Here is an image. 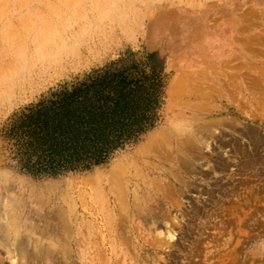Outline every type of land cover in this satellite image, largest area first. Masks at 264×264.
Listing matches in <instances>:
<instances>
[{
	"label": "rangeland",
	"instance_id": "obj_1",
	"mask_svg": "<svg viewBox=\"0 0 264 264\" xmlns=\"http://www.w3.org/2000/svg\"><path fill=\"white\" fill-rule=\"evenodd\" d=\"M153 53L166 99L155 127L106 163L58 177L10 167L0 138V198L6 190L40 205L51 190L53 200L72 204L77 191L88 195L86 178L149 135L181 125L193 132L182 133L181 155L188 149L201 158L195 175L173 197L176 206L164 207L165 223H147V237L163 246L151 240L143 253L125 249L128 264H264V0H0V135L53 91ZM179 79L184 90L172 94ZM202 128L209 138L197 133ZM25 223L29 234L18 240L29 251L37 223ZM1 235L0 264H26L10 258ZM31 256L27 264H40Z\"/></svg>",
	"mask_w": 264,
	"mask_h": 264
},
{
	"label": "bare ground",
	"instance_id": "obj_2",
	"mask_svg": "<svg viewBox=\"0 0 264 264\" xmlns=\"http://www.w3.org/2000/svg\"><path fill=\"white\" fill-rule=\"evenodd\" d=\"M183 82V79L176 82L172 94L184 90ZM201 132L204 139L209 136L204 128L197 133ZM182 133L193 135L191 129H184L181 125H172L149 135L108 169L86 178L88 195L82 196L79 194L82 190L77 191L72 204L63 199L56 202L52 195L57 192L51 190L43 191L50 195L49 202L47 199V203L38 205L37 199L14 200L11 194L14 192L10 196L4 189L0 198V232L10 243L7 249L10 258L17 256L18 260L27 263L31 258L32 263L33 255V263L40 260V264L51 258H55V264H128V248L143 253L151 240L154 249L162 247L160 239L147 237L148 224L151 220L157 226L165 223V218L161 219L164 207L176 206L173 197L188 190L189 177L193 178V171H196L192 165L201 159L197 153H188V149L181 155ZM18 198L24 199V195ZM30 221L37 224L34 227L31 224L34 238H29L31 250L26 251L18 238L29 234L24 223ZM16 260H12L13 264H18Z\"/></svg>",
	"mask_w": 264,
	"mask_h": 264
},
{
	"label": "trees",
	"instance_id": "obj_3",
	"mask_svg": "<svg viewBox=\"0 0 264 264\" xmlns=\"http://www.w3.org/2000/svg\"><path fill=\"white\" fill-rule=\"evenodd\" d=\"M156 57L108 66L24 108L0 135L9 166L35 177L88 170L155 127L166 100Z\"/></svg>",
	"mask_w": 264,
	"mask_h": 264
}]
</instances>
